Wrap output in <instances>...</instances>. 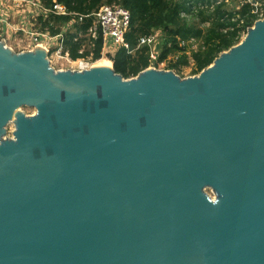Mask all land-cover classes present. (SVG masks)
Segmentation results:
<instances>
[{
  "label": "water",
  "instance_id": "1",
  "mask_svg": "<svg viewBox=\"0 0 264 264\" xmlns=\"http://www.w3.org/2000/svg\"><path fill=\"white\" fill-rule=\"evenodd\" d=\"M0 264H264V17L187 78L0 41Z\"/></svg>",
  "mask_w": 264,
  "mask_h": 264
},
{
  "label": "trees",
  "instance_id": "2",
  "mask_svg": "<svg viewBox=\"0 0 264 264\" xmlns=\"http://www.w3.org/2000/svg\"><path fill=\"white\" fill-rule=\"evenodd\" d=\"M38 1L48 10L54 2L66 7L67 15L47 13L39 15L33 23L35 30L52 36L60 34L62 52L67 53L72 61L80 58L96 61L101 58L103 40L100 29L97 28L95 39L86 36L95 22L94 13L101 6L120 5L127 9L130 22L124 39L128 49L120 47L107 54L114 71L123 78L134 77L150 65L149 48L146 45L138 47L140 37L158 32L155 66L167 62L166 69L177 74L182 67L191 64L192 75H195L221 52L237 44L241 34L258 18L253 5L245 0ZM256 1L259 10L264 12V0ZM75 37L78 39L74 40ZM82 48L83 51L79 52Z\"/></svg>",
  "mask_w": 264,
  "mask_h": 264
},
{
  "label": "built area",
  "instance_id": "3",
  "mask_svg": "<svg viewBox=\"0 0 264 264\" xmlns=\"http://www.w3.org/2000/svg\"><path fill=\"white\" fill-rule=\"evenodd\" d=\"M245 1L253 5L255 9L254 12L258 13L257 20L264 17V13L262 10H259L256 0ZM47 13L67 15L68 11L63 4L57 2H54L51 9L48 10L43 8L38 0H0V41L3 40L6 46H8L7 41L10 35L20 33L23 39L30 41V46L28 45L26 50L42 47L47 53L53 51L55 55L63 57L68 63L77 64L76 68L68 69L80 70L89 68L90 61L88 58H80L76 61H72L67 53L62 52L60 34L52 36L48 32L34 29V20L39 15H46ZM94 16L95 22L93 26L88 29L86 36L95 39L97 28H99L102 34L103 48L105 46L109 48L108 54L113 53L120 47L128 49V44L124 39L130 22V13L127 9L120 5H103L94 13ZM12 17L17 18V20L10 22ZM78 37H81V35H78ZM78 37H75L74 40H77ZM158 37V32H154L149 36L140 37L138 40V47L146 45L149 48L148 57L151 62L148 68L159 69V65L155 66L154 64L158 58ZM82 51L83 48L79 50V52ZM128 52H131V50Z\"/></svg>",
  "mask_w": 264,
  "mask_h": 264
},
{
  "label": "rangeland",
  "instance_id": "4",
  "mask_svg": "<svg viewBox=\"0 0 264 264\" xmlns=\"http://www.w3.org/2000/svg\"><path fill=\"white\" fill-rule=\"evenodd\" d=\"M264 13V12H263ZM263 17V16H262ZM261 18V17H260ZM17 18L15 17H12L10 19V22H14L16 21ZM246 33V32H245ZM245 33L243 32L241 34V39L240 41L242 40V38L244 37ZM19 40V41H18ZM29 42L30 41H27L26 39H23L22 38V34H11L10 37H9V40L7 41V45L15 52H22V51H25L29 45ZM21 43V44H20ZM18 44V45H17ZM24 46H23V45ZM30 46V45H29ZM195 48V45L193 46ZM108 51H109V48L108 46H105L103 49H102V56L100 59H108L107 58V54H108ZM48 58H49V61H50V65L51 67H53V69L55 70H59V69H68V68H76L77 64H71V63H68L63 57H60L59 55H55V53L53 51H50V53L48 52ZM99 60V59H98ZM109 60V59H108ZM90 61V60H89ZM97 61V60H96ZM96 61H90V66H92ZM110 61V60H109ZM166 66H167V62H162L159 64V69H166ZM175 72V71H174ZM177 75L181 78H187V77H190V76H194L192 75V65L190 64L189 66H186V67H182L180 72L177 73ZM197 75V74H195ZM19 111L27 114V115H31L32 114V110L28 107V106H24V107H21L19 109ZM6 131H11V125L10 123H8V125L6 126ZM5 137L7 138L8 137V133H5ZM205 193L208 195V196H212V192H211V189L210 188H205Z\"/></svg>",
  "mask_w": 264,
  "mask_h": 264
},
{
  "label": "bare ground",
  "instance_id": "5",
  "mask_svg": "<svg viewBox=\"0 0 264 264\" xmlns=\"http://www.w3.org/2000/svg\"><path fill=\"white\" fill-rule=\"evenodd\" d=\"M36 20V19H35ZM87 31V30H86ZM99 33V32H98ZM100 35V33H99ZM19 41V40H18ZM96 43V42H94ZM21 44V43H20ZM18 45V44H17ZM23 45V44H22ZM81 45V43H80ZM24 46V45H23ZM130 47V46H129ZM158 49V48H157ZM132 55V54H131ZM49 56V55H48ZM92 68H99V67H107V68H111V62L108 59H99L97 60L92 66H90Z\"/></svg>",
  "mask_w": 264,
  "mask_h": 264
}]
</instances>
